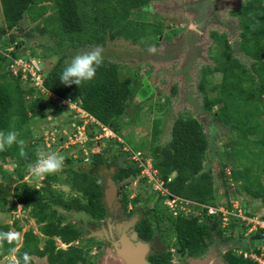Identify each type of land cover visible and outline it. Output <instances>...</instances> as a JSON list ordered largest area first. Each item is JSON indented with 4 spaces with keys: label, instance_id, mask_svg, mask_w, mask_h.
I'll return each instance as SVG.
<instances>
[{
    "label": "trees",
    "instance_id": "16d2710c",
    "mask_svg": "<svg viewBox=\"0 0 264 264\" xmlns=\"http://www.w3.org/2000/svg\"><path fill=\"white\" fill-rule=\"evenodd\" d=\"M152 1L154 0H55L52 12L46 13L45 6H40L45 0H0L4 21V30L0 32V36L11 33L5 50L13 47L11 56L24 57L22 53L18 54L21 45L16 43L15 33L21 29V21L26 12H31L33 8H45L36 17H40L42 22L35 29L40 34L68 44L74 50L104 46L107 40L116 39L135 44L147 35L150 25L133 22L131 15L135 10L146 9ZM232 15L237 18L240 29L238 50L251 59L250 67L233 56L223 35L210 32L214 47V66L205 68L198 86L203 90L204 83L208 80L210 82L213 74H220L219 84L212 86L217 94L210 98L204 93L203 111L210 114L216 123L236 131L235 136L239 138L232 150L236 166L229 169L228 175L221 171L220 178L224 185L229 182L236 184L234 194H245L264 207V2L247 0ZM0 61L3 63L6 59L0 57ZM65 67L63 60L59 59L48 71L43 72L44 89L58 100H69L76 104L98 122L120 134L123 128L120 121L126 114L132 90L119 78L118 66L103 59L95 78L83 82L79 87L61 83L60 75ZM24 84L26 83L20 78H11L6 71L0 74V131L14 128L19 133L18 139L23 141L30 135L29 125L47 116L45 95L33 86L22 87ZM48 103L53 105L50 109L53 116H60L64 111V108L54 106L52 98L48 99ZM159 134L160 130L155 125L152 132V141L155 143L150 147L149 158L168 195L196 205L216 207L220 202L214 192L213 176L210 170L203 168L209 141L199 119L178 115L172 122L170 139L165 144H156ZM23 147L27 158H21L20 146L13 144L0 152V162H6L8 158L15 163L14 175L18 186L13 188L15 200L12 207L19 204L23 210L29 209L28 213L35 220L44 241L42 249H39L40 238L32 230L22 235L21 246L17 249L19 238L5 240L0 244V261L13 253L16 262L5 260L2 264H36L30 259L32 255L45 257L48 264H94L89 255L93 246L88 243V238H84L83 229L79 225L63 224L66 216L57 209L82 213L96 222L105 218L107 209L104 203V186L103 183H98L95 169L105 164L103 154L108 151L107 148L92 144L88 162L91 168L88 166L85 169L81 158L76 163L67 159L63 169L46 175L37 189L25 184V170L35 161L37 150L43 147L35 144ZM139 173L136 166H119L112 180L115 184L120 183L123 189ZM1 179L2 182L6 181V197L0 198L4 202L11 194V179L4 175ZM56 184L67 185L69 192L65 194L56 190ZM224 193L225 196H231V191L227 188ZM152 198L151 196L146 200V205ZM165 198L164 195L159 196L145 214L138 215L136 230L142 241H152L158 237L160 246H164L163 238L172 234L175 241L171 243L170 249H179L180 253L190 258L204 256L216 238L221 244L236 243V249L259 254L257 248L264 241V229L251 233L247 240L244 237L247 228L238 219L232 218L228 226L222 227L217 217L206 216L204 211L199 216H187L183 213L172 216L164 204ZM127 200V195L123 194L122 201L126 210ZM133 201L134 204L137 203V198ZM226 209L231 210L229 203L226 204ZM135 214L138 211L132 212V215ZM9 229L8 225L0 224V232H8ZM55 238L67 247L57 248ZM242 240H246L245 243H240ZM166 248L165 252L148 257L149 263L170 264L172 254L167 246ZM235 248H229L223 253L224 264H255L242 254H236Z\"/></svg>",
    "mask_w": 264,
    "mask_h": 264
},
{
    "label": "rangeland",
    "instance_id": "374dc122",
    "mask_svg": "<svg viewBox=\"0 0 264 264\" xmlns=\"http://www.w3.org/2000/svg\"><path fill=\"white\" fill-rule=\"evenodd\" d=\"M54 1L45 0L40 6H45L46 13H51L54 8ZM246 1L154 0L146 9L135 10L131 15L133 22H144L150 25V30L145 37L135 44L123 39L107 40L106 44L102 46L104 59L118 66L119 78L128 84L132 94L128 101L126 114L120 121L123 127L120 134L115 133L116 138L112 141L104 139H101L100 142L97 141L98 144L101 143L102 148L108 150L103 154L105 164L95 169L101 183L106 184L107 181L112 179L119 166H135L132 160V152H140L144 158L150 159V147L155 143L152 141V132L155 125L160 130L156 144H165L170 139L173 120L178 115L193 116L202 123L209 141L203 168L204 170H210L213 175L214 189L220 202L217 207L225 209L226 204L229 203L231 206L236 205V207H239L246 216L254 213V216L262 217L264 208L258 201L252 200L245 194L241 196L234 194L236 184L229 182L224 185L220 178L221 171L228 175L229 169L236 166V158L233 156L235 160L233 159L232 150L235 149L234 144L239 142V138L235 136L236 131L216 123L210 114L203 111L204 93L206 92L210 98L217 94V90L213 91L212 86L219 84L220 74H213L210 82L209 77H206L208 82L203 85L204 91L200 90L198 86L205 68H213L214 66L212 62L214 47L209 36L210 32L223 35L230 45L233 56L246 67H250L251 59L243 56L238 50L240 29L237 18L232 15ZM45 8H33L31 12H26L21 21V29L18 33H15L16 43L21 45V51L18 54L22 53V56L24 55L22 58H34V60L40 61L42 72L48 71L59 59H62L63 63L67 65L73 56L90 49L74 50L66 43L48 35L40 34L35 28L39 27L42 19L36 17ZM192 24L196 25L195 29L189 27ZM2 30H4V21L0 3V32ZM10 36L11 33L0 36V57H4L3 52L9 43ZM5 71L11 78L14 77L7 70V60L3 63L0 61V74ZM23 82L26 83L22 85L24 88L32 86L28 81L23 80ZM44 100L47 103H45L47 116L35 120L29 125L30 135L24 141V145L35 144L41 148L43 147L45 151L58 153L64 149L62 153L64 162L67 158L72 159L73 155L78 157L80 151L78 148L81 147L76 148L70 145L67 148L65 147L68 136H71L75 130L73 128L74 124L79 121L78 117L76 118V115L67 107H64L61 116H53L50 113L51 104L48 103V97L45 96ZM71 122L72 125H70ZM95 129L92 131L90 129L85 130L87 139L99 132L97 128ZM75 134L77 139L84 140L82 135H77V132ZM47 145L52 149L46 148ZM85 147H87L90 158L92 142H87ZM0 166V183L5 186L6 181L2 182L1 179L4 175L10 176L11 190L18 186V180L14 175L15 163L7 158L6 162H0ZM88 166V163L83 165L85 169ZM25 174V184L34 188H39L43 178L46 177L44 175L37 178L31 175L29 167L25 170ZM128 182V185L123 189L120 187V183L115 184V186L116 190L120 189L121 199L123 194L128 197L126 215L129 219L133 216V211H138V214H145L147 208H150L155 199L162 194L159 191H154L151 185L149 186L144 181L139 180L134 185L131 181ZM56 188V190L67 191L65 187L56 186ZM226 188L231 191V196H225L224 191ZM151 196L153 198L148 203L149 205L147 204V207L145 202ZM136 198L137 203L134 204L133 200ZM236 200L239 201L238 204H236ZM11 201V196L6 198L4 202L0 201L2 203L1 209H3H0L2 211L0 212V224H10L15 216L8 213ZM175 205L176 212L180 211V207L187 208L190 211L187 216H195L199 212V208L193 204L177 202ZM233 206L231 208L234 211ZM167 210L169 213H173L172 210L168 208ZM26 215L25 212H21V217H16L18 222L21 219L24 220ZM67 217L68 219L71 218ZM216 217L219 219V216ZM232 218L235 217H231L230 220ZM72 219L75 220V217L73 216ZM31 223V220L25 221L22 226L23 230L28 229ZM228 234L226 233V235ZM87 238L89 239L88 243L93 246L89 255L94 264H124L109 243L90 236ZM217 239L212 241L204 256L196 259L185 256V258L179 259L180 256L177 257L174 253L171 256L170 264H223V253L229 248H235L236 243L221 244ZM163 240L170 249V245L175 241V238L170 234L165 236ZM242 241L240 243L243 244L246 240ZM96 244H99V246H96ZM235 250L239 251L235 248V253ZM39 262L45 264L44 260L40 259Z\"/></svg>",
    "mask_w": 264,
    "mask_h": 264
},
{
    "label": "built area",
    "instance_id": "2783aa9c",
    "mask_svg": "<svg viewBox=\"0 0 264 264\" xmlns=\"http://www.w3.org/2000/svg\"><path fill=\"white\" fill-rule=\"evenodd\" d=\"M12 48H9L3 52V56L7 60V70L9 73L17 78H20L21 80L28 81L37 91L44 94L48 98H52L53 101L57 103V105L62 107H67L70 111L76 115V118L79 120L78 124L74 125L75 128L74 132L71 134V136H68V140L65 144V147L67 148L69 145L74 146L78 148V150L81 151L82 154V162L87 163L88 162V151L87 147L85 145L87 144L89 138L87 139V136L85 134V130L97 128L99 132L91 139L93 142V145H96L98 147V140L101 139L104 140H110L116 138L115 132L106 125L101 124L98 122L94 117L86 113L84 110L79 108L76 104L71 103L69 100H58V98L51 95L49 92H47L44 89L43 86V72L41 71V62L34 60V58H22V57H13L11 56ZM73 115V116H74ZM96 130V129H95ZM75 132H77V135H82L84 137V140L77 139L75 136ZM66 135L65 133H63ZM98 144V145H97ZM46 148H50V146H46ZM64 148V147H63ZM90 153H92V150H90ZM73 159H77L76 155L72 156ZM132 160L135 163V166L139 168L140 173L139 176L136 179L131 180V183L134 185L139 180H143L144 182L148 183L149 186L151 185L152 189L154 191H159L162 195H164L166 198L164 200V204L166 207L170 210H172V215L177 216L179 213H183L184 215H188L190 211L187 210L185 207H180V211L176 212V203H184V204H194L189 201H185L182 199L174 198L170 195H168V192L164 189L163 182L161 178L159 177V174L156 170L153 169L151 160L148 158H144V156L140 152H132ZM147 184V185H148ZM199 208V212L196 214L197 216L201 215L203 211L207 216H219V220L222 227L228 226L230 224V217H235L240 222L244 223L245 227L247 228V233L255 232L258 229H264V220H261L258 216H246L243 211L236 206L234 207V211L231 208V210L228 209H222L211 206H202V205H196ZM231 206V207H232ZM235 212V213H234ZM187 213V214H186ZM195 215V216H196ZM259 254L256 253H247V252H239L243 255L244 258H249L251 261H253L255 264H264V244L259 249Z\"/></svg>",
    "mask_w": 264,
    "mask_h": 264
},
{
    "label": "clouds",
    "instance_id": "9594fccd",
    "mask_svg": "<svg viewBox=\"0 0 264 264\" xmlns=\"http://www.w3.org/2000/svg\"><path fill=\"white\" fill-rule=\"evenodd\" d=\"M189 27L195 29L196 25L192 24L189 25ZM10 48L14 49L13 47ZM103 52H104L103 47L96 45L86 51L80 52L75 56H73L60 75L61 83L64 85L75 84L77 87H79L83 82L94 79L98 68L102 66L104 59ZM52 106L53 105H51V108ZM54 106H59V105H57V103L55 102ZM59 107L64 108L62 106ZM92 130H95V128H92L91 131ZM18 136L19 133L14 128H11L8 131H0V152L7 150V148H10L13 144H17L20 146V150H19L20 157L27 158V153L24 151V147H23L24 141L22 139H18ZM93 137L91 138L89 137L88 142L91 141ZM61 141L63 140L61 139ZM100 145L101 143H99L98 146ZM80 155H81L80 158L82 160L83 158L82 154ZM89 159L90 158L88 156V162ZM63 166H64V157L61 154L55 151H45L43 149H38L36 159L29 166V171L31 175L39 178L44 175L55 174L57 172H60L63 169ZM16 238H18L17 233L0 232V244H2V242L5 240L11 241ZM170 252L171 254H174L175 250L171 248ZM25 258L27 259V254H25Z\"/></svg>",
    "mask_w": 264,
    "mask_h": 264
},
{
    "label": "water",
    "instance_id": "95a60500",
    "mask_svg": "<svg viewBox=\"0 0 264 264\" xmlns=\"http://www.w3.org/2000/svg\"><path fill=\"white\" fill-rule=\"evenodd\" d=\"M100 183V181H98ZM116 187L113 180H109L106 183L104 191V199L108 205L116 206ZM6 194L5 186L0 183V198H4ZM138 220V216L135 215L128 222L121 223L117 227L109 226L108 229H116L119 238L118 241L113 242L114 250L117 256L124 264H150L147 260L148 254H153L154 251L150 245L146 242L140 241L135 231H126L133 227L135 222ZM107 239V232L103 230ZM93 235V234H92ZM90 236V235H89ZM152 247L156 250H164V247L160 246L157 239H154ZM180 251H178L179 253Z\"/></svg>",
    "mask_w": 264,
    "mask_h": 264
},
{
    "label": "crops",
    "instance_id": "0c3cea01",
    "mask_svg": "<svg viewBox=\"0 0 264 264\" xmlns=\"http://www.w3.org/2000/svg\"><path fill=\"white\" fill-rule=\"evenodd\" d=\"M70 125H72V122L70 123ZM222 126V125H221ZM63 151H64V149L63 150H60L59 151V154H61V155H63L62 153H63ZM81 157V155H79L78 156V158L77 159H71V158H67L68 160H71V161H73V162H75L76 163V161L79 159ZM65 163V162H64ZM82 163H84V162H82ZM85 164V163H84ZM223 167V166H222ZM213 176V175H212ZM228 179V177H226V180ZM112 180V179H111ZM115 183V182H114ZM56 186H59V187H65L66 189H67V191H63L62 189H61V191H63V192H65V194H67L68 192H69V188H68V186L67 185H62V184H56L55 186H54V188H56ZM103 188H104V191H105V186H106V184L104 183L103 184ZM116 187V186H115ZM6 188V187H5ZM214 188H215V186H214ZM38 189V188H37ZM60 190V189H59ZM12 192H13V189L11 190V194L8 196V197H12V203L14 202V196H13V194H12ZM215 192V195H216V190L214 191ZM238 196H241V194L239 195V194H237ZM7 197V198H8ZM216 197H217V195H216ZM236 204H238L239 203V201L238 200H236ZM12 203H11V206H9L8 207V213H12L13 215H15L14 217H13V220H12V222L10 223V224H6V225H8L9 226V231L8 232H12V233H17L18 234V238H19V244L17 245V247H16V249L17 248H19L20 246H21V243H22V235L26 232V231H28V230H32L33 231V233L34 234H36L37 236H39V238H40V244H39V249H42V245H43V241H44V237L42 236V235H40L39 234V232H38V226L35 224V220L33 219V218H31L30 217V215H29V213H28V211H29V209L28 210H23L22 208H21V206L19 205V204H16V207L15 208H13L12 207ZM2 205V203H0V209H1V206ZM236 206V205H235ZM264 208V207H263ZM1 210H3V209H1ZM0 210V212H2ZM58 210V212L59 213H61V214H63V215H65L66 216V220H65V222L63 223V224H66V223H70L71 225H74V226H76V225H79L82 229H83V227L80 225V223H83L81 220H83V221H85L86 222V220H88V219H90V218H88L86 215H84V214H82V213H74V212H66V211H62L61 209H57ZM21 212H25L27 215L26 216H24V220H20V222H18V218H16V217H21L20 216V213ZM252 215H254V213L252 214ZM251 215V216H252ZM260 215V214H259ZM67 216H69V217H71L70 219H68V217ZM75 217V220H73L72 219V217ZM207 216V215H206ZM259 218L261 219V220H263V218H264V211H263V213H262V217H260L259 216ZM28 219V220H27ZM29 220H31L32 221V223L30 224V226H29V228L28 229H24L23 230V228H22V226H23V224L25 223V221L26 222H28ZM22 223V224H21ZM84 224V223H83ZM84 231V230H83ZM257 231V230H256ZM251 233H253V232H251ZM251 233H247V229H246V232L244 233V237H247V236H249ZM88 237V235L85 233V235H84V238H87ZM13 240H15V239H13ZM13 240H11V241H13ZM55 242H56V247L57 248H61V249H65L66 247H67V245H64V244H62L57 238H55ZM263 244H264V241H263V243L260 245V246H258V248H257V250L261 247V246H263ZM159 245H160V243H159ZM239 251H236V254H240L239 252H243L241 249H238ZM259 251V250H258ZM175 254H178L179 255V253L178 252H176V250H175ZM177 256V255H176ZM177 257H179V256H177ZM184 257H185V254H184ZM30 259L34 262V263H36V264H40V259L41 260H44L45 261V264H48V262H47V260H46V258L45 257H43V258H40V257H38L37 255H32V256H30ZM193 259H196V258H193ZM5 260H10V261H12V262H16V259H15V257H14V255H13V253H11L10 255H8V256H6L5 258H3L2 259V261H0L1 263L3 262V261H5ZM0 263V264H1ZM224 264V263H223Z\"/></svg>",
    "mask_w": 264,
    "mask_h": 264
},
{
    "label": "flooded vegetation",
    "instance_id": "af4514ba",
    "mask_svg": "<svg viewBox=\"0 0 264 264\" xmlns=\"http://www.w3.org/2000/svg\"><path fill=\"white\" fill-rule=\"evenodd\" d=\"M116 199H117V205L116 206H113V205H108L106 200L104 199V203H105V206H106V209H107V212H106V216L103 220L101 221H94L92 219H88L85 221L81 220L83 223H80V225L83 227V230L84 232L90 237L92 238H95L99 241H103V242H107L109 243L113 250H114V246H113V242H116L118 241V238H119V235H118V232L116 231V229H108L109 226H112L113 227H117V225L121 224V223H124V222H128L132 217H134L135 215H139V214H135L133 215L131 218H127V210L124 208V205H123V201L121 199V195H120V189L116 190ZM127 218V219H126ZM138 221H139V217H138V220L135 222L134 226L129 228L126 233L130 232V231H135L138 235V239L140 241H142L139 237V233L137 232L136 230V226L138 224ZM103 230H106L107 232V236H108V239L106 237V235L104 234V231ZM93 234V235H92ZM154 239H157L158 240V243H160L158 237L154 238ZM154 239L151 241H147L146 243H148L151 247V249L154 251L153 254H148V257L150 256H154V255H158L162 252H165L167 250L166 247H164V250H156L152 247L153 243H154ZM145 242V241H143ZM180 251L179 249L176 250V252ZM115 252V250H114ZM116 253V252H115ZM117 255V254H116ZM179 259L180 258H185L184 257V254L180 253L179 252ZM147 257V259H148Z\"/></svg>",
    "mask_w": 264,
    "mask_h": 264
}]
</instances>
